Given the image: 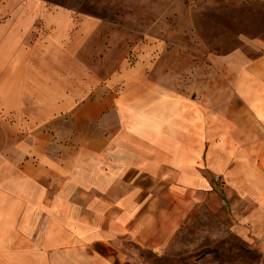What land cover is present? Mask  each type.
Here are the masks:
<instances>
[{
  "label": "crops",
  "instance_id": "0c3cea01",
  "mask_svg": "<svg viewBox=\"0 0 264 264\" xmlns=\"http://www.w3.org/2000/svg\"><path fill=\"white\" fill-rule=\"evenodd\" d=\"M99 24L0 0V264H134L117 241L164 250L212 177L257 188L264 55L215 56L236 94L225 111L146 81L113 94L112 77L82 79L72 59Z\"/></svg>",
  "mask_w": 264,
  "mask_h": 264
},
{
  "label": "rangeland",
  "instance_id": "374dc122",
  "mask_svg": "<svg viewBox=\"0 0 264 264\" xmlns=\"http://www.w3.org/2000/svg\"><path fill=\"white\" fill-rule=\"evenodd\" d=\"M47 1L70 9L76 17L100 22L85 49L72 59L82 79L100 86L112 77L113 94L130 86L135 94L137 82L146 81L160 91L225 111L236 94L227 86V74L222 77L216 69L215 56L236 49L252 60L264 55V0ZM151 91L146 88L143 93ZM0 141L7 138L2 135ZM254 143L256 189H236L212 177L208 197L192 208L164 250L143 248L127 238L117 241L129 261L264 264V135Z\"/></svg>",
  "mask_w": 264,
  "mask_h": 264
}]
</instances>
